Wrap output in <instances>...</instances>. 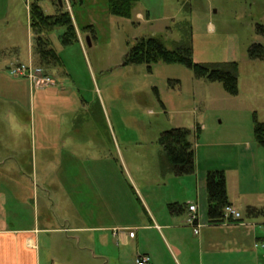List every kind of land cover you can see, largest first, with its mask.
I'll return each instance as SVG.
<instances>
[{
    "label": "rangeland",
    "instance_id": "374dc122",
    "mask_svg": "<svg viewBox=\"0 0 264 264\" xmlns=\"http://www.w3.org/2000/svg\"><path fill=\"white\" fill-rule=\"evenodd\" d=\"M106 1L69 5L64 0L80 42L63 47L58 38L63 28L50 32L61 61L44 74L53 83L30 92L19 79L14 98L11 82L19 77L3 65L12 59L26 64L30 55L35 66L28 0H0V184L22 177L28 192L37 189L39 215L46 229H55L49 231L54 264H130L133 255L132 242L123 249L115 224L108 233L89 229L90 237L79 245L64 239L75 237L68 231L73 219L69 191H76L77 215L89 220L104 212H135L132 182L143 183L155 197L173 192L194 197L192 175L162 174L159 134L189 129L200 159L206 150L223 152L213 145L215 138L235 131L243 139L253 137L252 131L244 132L246 126L252 129V115L264 121V57L253 60L247 52L253 44L264 45V0H138L130 18L109 14ZM39 6L45 14L55 12L50 0H40ZM185 22L192 30L193 62L209 67L236 62L237 95H228L219 82L196 78L183 65H123L138 38L157 36L172 49L188 30ZM86 26L92 32L83 31ZM27 212L31 215L32 208ZM105 234H112L109 242Z\"/></svg>",
    "mask_w": 264,
    "mask_h": 264
},
{
    "label": "crops",
    "instance_id": "0c3cea01",
    "mask_svg": "<svg viewBox=\"0 0 264 264\" xmlns=\"http://www.w3.org/2000/svg\"><path fill=\"white\" fill-rule=\"evenodd\" d=\"M137 16L141 17L140 14ZM32 62V56L29 55L26 64L21 60L12 59L3 66L9 69L17 64L32 65ZM19 79L27 82L21 77L11 82L9 95L14 98L18 88L16 82L20 81ZM33 89L31 88L30 92ZM262 123L264 125V121ZM249 130L251 133L249 126L244 128L246 135ZM248 137L243 139L237 136L235 131L227 138H215L213 141V145L223 147V152L211 154L206 150L204 153L200 152V159L194 154V197L188 192L182 196L173 192L162 198L155 197L143 183L132 182L133 188L129 193L135 195V212H104L96 219L90 217L89 220L85 214L77 215L76 191L73 194L69 191L73 219L69 222L68 231L73 232L75 237L65 236L64 239H74L79 245L81 239L90 237L89 229L101 228L108 233L110 227L115 224V231H120L121 234L123 249H126L128 244L126 241L132 242L130 251L133 255L129 257L130 264H133V257L139 255H147L148 264H263L264 252L259 248V239L264 236V220L224 222L217 225H210L206 221L204 176L209 170L223 171L229 204L241 215L246 206L264 208V148L258 145L253 137ZM225 147L230 149L224 153ZM21 179L22 177L20 180L8 179L4 187L0 184V264H54L49 231L55 229H46L45 222L39 215L40 199L37 189L33 187L28 192V185ZM176 179L185 181L187 178ZM74 188L76 189V186ZM30 200L31 206L28 203ZM171 203L184 204L183 212H170L168 205ZM193 204L196 206L200 224L196 234L185 224L187 207ZM28 207L32 208L31 215L27 212ZM103 222L110 224L102 226ZM56 231L62 233V229ZM110 237L112 234H105L102 238L109 242ZM99 257L105 261V256ZM121 261L123 257L119 255V262L122 263Z\"/></svg>",
    "mask_w": 264,
    "mask_h": 264
},
{
    "label": "trees",
    "instance_id": "16d2710c",
    "mask_svg": "<svg viewBox=\"0 0 264 264\" xmlns=\"http://www.w3.org/2000/svg\"><path fill=\"white\" fill-rule=\"evenodd\" d=\"M40 0H28V27L33 39L32 53L35 59L34 65L41 68L47 74L52 67L61 65L58 54L50 45L48 34L55 28H63L58 38L63 47L78 43L77 31L67 11L63 9V2L50 0L55 7L54 14H45L39 6ZM138 0H107L106 7L109 14L130 18L132 9ZM69 5L82 3V0H68ZM183 26H189L186 22ZM182 26V24H181ZM83 31L92 32L91 26L82 28ZM248 57L253 60L264 57V48L261 44H253L248 48ZM158 61L166 64H179L192 70L196 78H202L211 82L221 83L223 90L228 95H237V64L234 61L219 63L213 67L195 63L192 60V30L184 32L183 38L176 42L172 49H168L164 41L157 36L138 38L128 49L123 59V65L145 64L150 65ZM49 74V73H48ZM252 134L255 142L264 148V125L252 115ZM199 127H195L193 134L198 138ZM190 130L186 128H172L162 131L158 136V144L162 149L159 166L162 174L174 176L192 175L195 172V159ZM206 192V221L210 225L220 223L240 222L244 220H264V208L246 206L238 219L224 217V208L229 204L226 192L225 177L222 170H209L204 176ZM184 204L171 203L168 209L172 213H181ZM264 252V236L259 239ZM264 264V257H263Z\"/></svg>",
    "mask_w": 264,
    "mask_h": 264
},
{
    "label": "built area",
    "instance_id": "2783aa9c",
    "mask_svg": "<svg viewBox=\"0 0 264 264\" xmlns=\"http://www.w3.org/2000/svg\"><path fill=\"white\" fill-rule=\"evenodd\" d=\"M9 73L13 76L21 77L27 80L30 88H43L53 83L49 76H45L41 68L32 66L31 64H17L9 68ZM187 216L185 218V224L193 229V233L198 232L200 227L198 216L196 215V206L189 205L187 207ZM224 217H231L232 219H238L240 213L231 205H227L224 208ZM262 247V244H260ZM149 257L147 255H139L134 259V264H148Z\"/></svg>",
    "mask_w": 264,
    "mask_h": 264
},
{
    "label": "water",
    "instance_id": "95a60500",
    "mask_svg": "<svg viewBox=\"0 0 264 264\" xmlns=\"http://www.w3.org/2000/svg\"><path fill=\"white\" fill-rule=\"evenodd\" d=\"M58 2H59V4H61V0H58ZM86 40H87V43L90 44L87 37H86Z\"/></svg>",
    "mask_w": 264,
    "mask_h": 264
}]
</instances>
